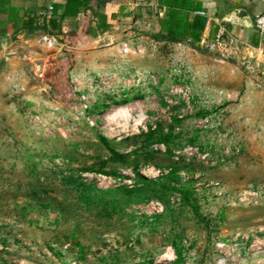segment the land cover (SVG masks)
<instances>
[{"label":"rangeland","instance_id":"374dc122","mask_svg":"<svg viewBox=\"0 0 264 264\" xmlns=\"http://www.w3.org/2000/svg\"><path fill=\"white\" fill-rule=\"evenodd\" d=\"M118 10H108L116 14L108 34L97 29L91 12L82 13L66 23L63 39L52 33L54 47L40 44L37 35L0 57V264H176L167 238L175 233L184 238L180 264H216L214 240L236 232L259 239L241 264H264V51L233 34L229 50L165 48L150 37L159 17L150 0ZM262 34L253 32L257 39ZM176 67L189 78L182 95L173 94ZM124 90L143 96L112 102ZM175 114L183 117L185 137L200 133L204 151L180 154L195 158L194 173L181 175L197 191L203 221L188 211L173 221L156 219L153 230L152 217L163 213L156 200L129 205L105 221L61 185V176L71 173L100 190L131 187L135 171L150 179L153 168L159 174L152 179L158 178L170 163L164 155L153 162L141 156L137 168L108 164L116 174L79 169L98 168L99 158L109 155L99 136L129 152L142 144L136 135L158 118L172 122Z\"/></svg>","mask_w":264,"mask_h":264},{"label":"trees","instance_id":"16d2710c","mask_svg":"<svg viewBox=\"0 0 264 264\" xmlns=\"http://www.w3.org/2000/svg\"><path fill=\"white\" fill-rule=\"evenodd\" d=\"M90 1L64 0V9L61 14L57 15L54 11L53 16L48 21H44L41 26L33 25L31 22H26L25 26L32 30L40 27L47 34L58 32L56 34L58 35L62 34L61 24L66 18H73L80 12L90 10L92 16L97 18V29L102 32L109 29L110 24L107 21V16L101 11L108 0H98L96 9L92 8ZM157 3L160 7L165 8V15L158 19L159 30L150 33L151 39L155 43L162 44L165 48L181 43L189 44L192 47L199 46L197 43L200 42L207 20L206 15L200 14L206 12L203 3L199 0H157ZM172 76L171 81L175 84L184 85L189 82V78L183 80L185 78L183 74H172ZM127 92L128 90H124L121 99L112 102L125 103L131 98L135 99L143 96L139 92L129 96ZM166 96L163 95V98ZM108 97L113 98L114 95ZM163 104L167 105L165 101H163ZM99 105L104 107L105 103L100 102ZM99 105L94 104L93 107L97 108ZM207 115L206 112L200 114V116L205 117ZM169 119L172 122L167 123L165 119L158 118L148 126L146 131L136 135L134 138L142 139V144L139 149L135 148L129 152H119L106 137L99 136V140L103 143L109 155L104 159L99 158L98 168L88 166L79 169L82 172H97L104 175L116 174V171L110 172L107 170L108 164L137 168L142 157L144 162H153L158 155H164L170 159V163L163 166L164 172L158 178L146 179L135 171L136 180L131 187L122 185L114 189L100 190L81 181L80 176L76 173V175L71 173L61 176L59 180L61 185L74 194L75 200L85 211L92 212L96 217L105 221L112 220L114 216L123 213L129 205L142 204L153 200L159 201L163 205V213L152 217V220L155 221L153 230L158 229L156 219L168 217L170 221H173V219L185 215L188 211L198 220L203 221L204 218L200 214L197 198L195 197L197 191L191 186L192 181L183 183L181 175L182 172L186 175L194 173L195 158L187 159L180 154L188 146L195 147L200 152L204 151L202 147H198L200 133L195 131L190 137H185L181 127H179L183 117L175 114L170 115ZM176 128L179 130L177 133L175 132ZM160 145H163L165 150H162ZM35 165L34 162L30 169L34 170ZM42 190L46 193L45 189ZM37 191L40 192V189ZM175 195L179 196L177 205L172 203V197ZM31 197L37 199L35 196ZM167 238L175 251L176 264L184 262L183 235L180 236L175 233L174 236L169 237L168 235ZM77 245L81 247L80 243H77ZM163 254L164 251L159 256ZM80 255L83 256L82 251Z\"/></svg>","mask_w":264,"mask_h":264},{"label":"crops","instance_id":"0c3cea01","mask_svg":"<svg viewBox=\"0 0 264 264\" xmlns=\"http://www.w3.org/2000/svg\"><path fill=\"white\" fill-rule=\"evenodd\" d=\"M140 1V0H139ZM203 3L206 9V16L209 20V25L205 26L200 42L198 45L209 46L215 44L217 30L219 26L226 29L228 35L225 36L223 42L218 46L220 50H229L231 45L227 42L229 36L236 35L243 41H250L258 46H252L253 48L260 47V51H264V34L260 38H256L253 35L254 26H247L242 24H232L225 21V17L228 16L234 9L243 8L251 16L252 20L255 15L264 11V0H199ZM98 0H91L90 5L96 9ZM136 3V0H108L105 7L102 10L106 16L107 21L111 24L112 19L116 16L115 13H109L111 8L118 7V11H123L126 4ZM64 0H0V57H5L6 54L15 52V49L22 44L28 43L34 40L37 35L47 34L40 27L37 29H30L25 26L26 22H31L33 25L41 26L44 21H48L56 12L57 15L61 14L64 9ZM150 5L154 6L158 12V19L165 15V8L160 7L157 0H150ZM55 11V12H54ZM91 12H80L76 17L66 18L61 24L62 34H58V39H63L65 35L64 31L67 27L66 23L72 20L78 19L82 13L88 14ZM157 16V15H156ZM159 30V25L154 32ZM109 29L103 31V33H109ZM36 33V34H34ZM34 34V35H33ZM50 35V34H48ZM53 35V34H51ZM54 36V35H53ZM251 51L250 48H248Z\"/></svg>","mask_w":264,"mask_h":264},{"label":"built area","instance_id":"2783aa9c","mask_svg":"<svg viewBox=\"0 0 264 264\" xmlns=\"http://www.w3.org/2000/svg\"><path fill=\"white\" fill-rule=\"evenodd\" d=\"M201 15H206L205 13L201 12ZM209 20H206L205 26L209 25ZM253 24L254 28L259 32V33H264V11L261 13H258L255 15L253 19ZM228 33L226 29L222 26L218 27L217 30V36H216V42L215 44H211L210 47H218L222 42L224 37H227ZM231 40V37H229ZM227 39V38H226ZM37 41L40 44H43L44 46H47L48 48H52L55 46L57 43V39L53 35H48V34H42L37 38ZM135 49L139 50L140 46L137 44L134 46ZM124 52H129L130 47L127 46V44H124ZM174 72L177 73L178 75L183 74L185 71L184 69H181L180 67H176L174 69ZM174 87V93L173 94H180L182 95L183 90L181 86L185 85H180V84H175ZM171 91V90H170ZM169 95V94H168ZM167 95V96H168ZM160 148L164 149L163 145H160ZM186 150H194V152H198V149L195 147H186L183 149V151ZM150 179L155 178L158 174L159 171H155L153 168H150ZM257 242H259V239L257 237ZM254 239L252 235L249 233H239L236 232L234 235H232L229 239H222V238H216L213 242L214 249L216 252V264H241L245 254L253 252V247L255 245ZM172 252L173 258H175V252L173 249L170 247L169 248ZM259 252V251H257ZM165 255V253L162 255V257ZM173 258L171 260H173Z\"/></svg>","mask_w":264,"mask_h":264},{"label":"water","instance_id":"95a60500","mask_svg":"<svg viewBox=\"0 0 264 264\" xmlns=\"http://www.w3.org/2000/svg\"><path fill=\"white\" fill-rule=\"evenodd\" d=\"M224 20L232 24H242V25H247V26H252V27L254 26L253 20L250 14L243 8L234 9L228 16L225 17Z\"/></svg>","mask_w":264,"mask_h":264},{"label":"bare ground","instance_id":"6f19581e","mask_svg":"<svg viewBox=\"0 0 264 264\" xmlns=\"http://www.w3.org/2000/svg\"><path fill=\"white\" fill-rule=\"evenodd\" d=\"M122 112H125L126 111V108L125 107H121L120 109ZM167 256V255H166Z\"/></svg>","mask_w":264,"mask_h":264}]
</instances>
